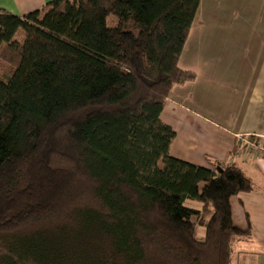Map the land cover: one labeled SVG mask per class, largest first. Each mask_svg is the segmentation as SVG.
I'll return each mask as SVG.
<instances>
[{
	"label": "trees",
	"instance_id": "trees-1",
	"mask_svg": "<svg viewBox=\"0 0 264 264\" xmlns=\"http://www.w3.org/2000/svg\"><path fill=\"white\" fill-rule=\"evenodd\" d=\"M199 1L0 10V264L232 263L251 223L231 199L253 184L171 157L160 120L196 78L178 60Z\"/></svg>",
	"mask_w": 264,
	"mask_h": 264
},
{
	"label": "crops",
	"instance_id": "crops-1",
	"mask_svg": "<svg viewBox=\"0 0 264 264\" xmlns=\"http://www.w3.org/2000/svg\"><path fill=\"white\" fill-rule=\"evenodd\" d=\"M53 1L0 0V10L21 17ZM178 67L196 78L174 86L162 109L175 133L169 155L234 165L251 181L252 192L231 199L234 223L244 226V213L251 223L231 264H264V250L248 246L264 244V157L245 148L248 137L264 140V0H200Z\"/></svg>",
	"mask_w": 264,
	"mask_h": 264
},
{
	"label": "rangeland",
	"instance_id": "rangeland-1",
	"mask_svg": "<svg viewBox=\"0 0 264 264\" xmlns=\"http://www.w3.org/2000/svg\"><path fill=\"white\" fill-rule=\"evenodd\" d=\"M107 24H108V26L113 27L114 24H115V19L113 17H108ZM255 146L256 147H259V148L264 147V140H260L258 138H253V137H248L246 139V142H245V148H247L248 150H250L252 152V151H254V148L253 147H255ZM253 154L259 156L256 152L253 153ZM158 166L161 167L162 166L161 163H159ZM188 205H190V204H188ZM192 205L195 206V207H198V204L197 203H192ZM235 221L238 222V218H235ZM202 235H203L202 230L201 229H198L197 232H196V236L198 238H200ZM252 245L259 246V248L261 250H264V247H262V246H264V244H260V243H257V242H255L254 244H252L250 242L248 243V246L249 247H251ZM234 250H235V248H234Z\"/></svg>",
	"mask_w": 264,
	"mask_h": 264
},
{
	"label": "built area",
	"instance_id": "built-area-1",
	"mask_svg": "<svg viewBox=\"0 0 264 264\" xmlns=\"http://www.w3.org/2000/svg\"><path fill=\"white\" fill-rule=\"evenodd\" d=\"M250 146V145H249ZM254 151H252V153H257L260 157H264V147L259 148V147H253ZM250 151V150H249ZM251 152V151H250Z\"/></svg>",
	"mask_w": 264,
	"mask_h": 264
}]
</instances>
